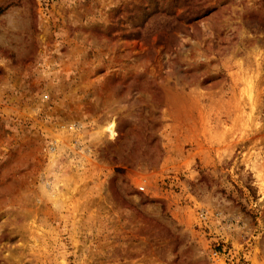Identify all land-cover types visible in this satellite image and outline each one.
<instances>
[{"label":"rangeland","instance_id":"1","mask_svg":"<svg viewBox=\"0 0 264 264\" xmlns=\"http://www.w3.org/2000/svg\"><path fill=\"white\" fill-rule=\"evenodd\" d=\"M187 1L0 0V264H264V0Z\"/></svg>","mask_w":264,"mask_h":264},{"label":"trees","instance_id":"2","mask_svg":"<svg viewBox=\"0 0 264 264\" xmlns=\"http://www.w3.org/2000/svg\"><path fill=\"white\" fill-rule=\"evenodd\" d=\"M186 2H188L187 0H186ZM151 5H153V4H151ZM197 8V7H196ZM196 8H194L193 9V12H192V14H190V17L192 16V17H194V16H196L198 13H196V12H194L195 10H196ZM190 10V9H189ZM158 15H162L163 13H157ZM151 17V16H150ZM138 36L137 37H140L139 35L140 34H137Z\"/></svg>","mask_w":264,"mask_h":264},{"label":"built area","instance_id":"3","mask_svg":"<svg viewBox=\"0 0 264 264\" xmlns=\"http://www.w3.org/2000/svg\"><path fill=\"white\" fill-rule=\"evenodd\" d=\"M140 189H141L142 191H144V190H145V187H144V186H141Z\"/></svg>","mask_w":264,"mask_h":264},{"label":"bare ground","instance_id":"4","mask_svg":"<svg viewBox=\"0 0 264 264\" xmlns=\"http://www.w3.org/2000/svg\"><path fill=\"white\" fill-rule=\"evenodd\" d=\"M113 127V126H112Z\"/></svg>","mask_w":264,"mask_h":264}]
</instances>
